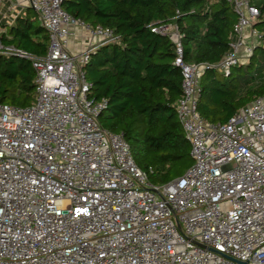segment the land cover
<instances>
[{"label": "built area", "instance_id": "1", "mask_svg": "<svg viewBox=\"0 0 264 264\" xmlns=\"http://www.w3.org/2000/svg\"><path fill=\"white\" fill-rule=\"evenodd\" d=\"M64 1L27 0L48 35L44 56L0 42V54H19L35 72L33 104L0 103V264H264V96L225 123L203 120L205 66L184 61L175 26L152 28L174 45L175 111L193 159L183 175L152 184V168L141 171L123 137L99 124L106 102L90 97L84 74L96 46L116 38L73 19ZM227 1L237 18L214 66L224 75L260 40L252 0ZM72 25L91 36L76 54Z\"/></svg>", "mask_w": 264, "mask_h": 264}, {"label": "trees", "instance_id": "2", "mask_svg": "<svg viewBox=\"0 0 264 264\" xmlns=\"http://www.w3.org/2000/svg\"><path fill=\"white\" fill-rule=\"evenodd\" d=\"M252 2L259 10L254 28L260 40L248 61L233 67L228 75L214 67L233 41L237 15L227 0L63 2L62 9L73 19L109 29L116 38L96 46L84 74L92 85L90 97L106 102L99 124L123 137L141 171L152 168V184L169 182L177 169L186 172L193 159L176 117L182 75L174 64V45L168 35L151 29L176 27L184 61L205 66L196 103L199 116L209 123H225L254 98L264 96V2ZM29 13L26 9V14L16 15L11 23L0 22V42L39 58L46 53L48 35L36 15ZM34 78L28 59L15 52L0 54V103L33 104Z\"/></svg>", "mask_w": 264, "mask_h": 264}, {"label": "crops", "instance_id": "3", "mask_svg": "<svg viewBox=\"0 0 264 264\" xmlns=\"http://www.w3.org/2000/svg\"><path fill=\"white\" fill-rule=\"evenodd\" d=\"M26 9H28L27 0H0V22L11 23L13 20L10 18L13 13L23 15ZM71 29L74 31V36L69 41L68 49L72 53H80L90 45V33L79 25H72ZM245 35H248V31H245Z\"/></svg>", "mask_w": 264, "mask_h": 264}, {"label": "rangeland", "instance_id": "4", "mask_svg": "<svg viewBox=\"0 0 264 264\" xmlns=\"http://www.w3.org/2000/svg\"><path fill=\"white\" fill-rule=\"evenodd\" d=\"M257 2H264V0H256ZM24 14H26V12H24L23 13V15ZM30 15H34L35 13L34 12H32V11H30V13H29ZM0 28H1V26H0ZM185 170H184V168H182L181 170L180 169H177L173 174H174V178L173 179H175V178H177V176L179 177V175H183L185 172H184ZM184 172V173H183ZM156 185V184H155ZM158 185H160V184H158Z\"/></svg>", "mask_w": 264, "mask_h": 264}, {"label": "water", "instance_id": "5", "mask_svg": "<svg viewBox=\"0 0 264 264\" xmlns=\"http://www.w3.org/2000/svg\"><path fill=\"white\" fill-rule=\"evenodd\" d=\"M28 9L32 10L31 7H28ZM242 264H246V263H242Z\"/></svg>", "mask_w": 264, "mask_h": 264}]
</instances>
